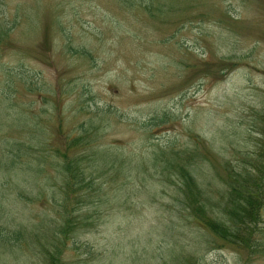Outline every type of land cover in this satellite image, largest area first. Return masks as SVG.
I'll return each mask as SVG.
<instances>
[{
	"label": "rangeland",
	"instance_id": "rangeland-1",
	"mask_svg": "<svg viewBox=\"0 0 264 264\" xmlns=\"http://www.w3.org/2000/svg\"><path fill=\"white\" fill-rule=\"evenodd\" d=\"M237 173L264 201V0H0V264H264V202L236 244L187 209Z\"/></svg>",
	"mask_w": 264,
	"mask_h": 264
},
{
	"label": "trees",
	"instance_id": "trees-1",
	"mask_svg": "<svg viewBox=\"0 0 264 264\" xmlns=\"http://www.w3.org/2000/svg\"><path fill=\"white\" fill-rule=\"evenodd\" d=\"M71 146V145H70ZM66 157L65 154L63 156ZM67 161V160H65ZM65 180L68 185H76L84 182L86 172L79 169V160L67 161ZM182 177L190 186L197 187L189 172L183 171ZM228 186L230 188V198L225 201L222 214L227 218V222L209 220L205 216L206 207L192 193H186V205L192 216L200 223L206 224L216 237L227 243H239L245 239L247 227L256 224L263 207V193L258 182L252 176L245 173H237L230 176ZM201 195V194H199ZM4 238L8 239L7 236ZM240 240V241H239ZM239 241V242H238ZM52 264H58L52 261Z\"/></svg>",
	"mask_w": 264,
	"mask_h": 264
}]
</instances>
